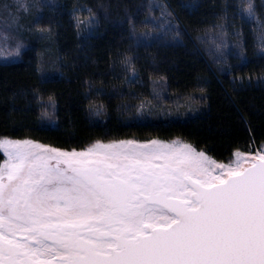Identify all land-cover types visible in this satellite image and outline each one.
Masks as SVG:
<instances>
[{"label": "trees", "instance_id": "obj_1", "mask_svg": "<svg viewBox=\"0 0 264 264\" xmlns=\"http://www.w3.org/2000/svg\"><path fill=\"white\" fill-rule=\"evenodd\" d=\"M0 0V138L264 146V0ZM4 153L0 152V163Z\"/></svg>", "mask_w": 264, "mask_h": 264}, {"label": "snow or ice", "instance_id": "obj_2", "mask_svg": "<svg viewBox=\"0 0 264 264\" xmlns=\"http://www.w3.org/2000/svg\"><path fill=\"white\" fill-rule=\"evenodd\" d=\"M0 152V264H264V146L229 163L177 141Z\"/></svg>", "mask_w": 264, "mask_h": 264}, {"label": "rangeland", "instance_id": "obj_3", "mask_svg": "<svg viewBox=\"0 0 264 264\" xmlns=\"http://www.w3.org/2000/svg\"><path fill=\"white\" fill-rule=\"evenodd\" d=\"M2 139H8V140H30V141H33L34 143H39V144H43L45 146H48V147H51V148H56V149H59L61 151H67V152H71L73 150L75 151H84L85 149H87L88 147H91L92 145L96 144V143H101V144H112V143H119L120 141H128V140H132V141H135L137 143H141V144H144V143H148L152 140H156L158 142H160L161 144H172L174 141H177V142H180V143H186V144H190L192 145L196 150L198 151H203L205 152L208 156H210L211 158L215 159L217 162H223V163H229L230 161H222V160H218L216 159L215 157L211 156L210 154H208L206 151L202 150V149H198L197 147H195L193 144H191L190 142H187L185 140H182V139H179V138H175V139H171V140H165V139H159V138H154V139H149V140H139V139H136V138H122V139H114V140H98V141H95L91 144H89L88 146H86L85 148H81V149H64V148H58V147H55V146H52L50 144H46V143H43V142H40V141H36V140H33V139H29V138H22V139H18V138H11V137H4ZM257 150L259 149H255V150H252V151H249L251 153H255ZM241 152H245V153H248L246 151H241ZM6 159L5 155H4V160ZM234 159V158H233ZM232 159V160H233ZM3 160V161H4ZM51 163H55V161H51ZM61 167H64V165H61Z\"/></svg>", "mask_w": 264, "mask_h": 264}]
</instances>
